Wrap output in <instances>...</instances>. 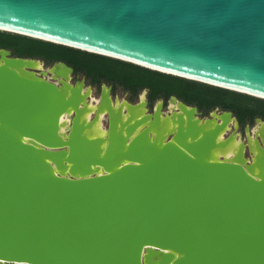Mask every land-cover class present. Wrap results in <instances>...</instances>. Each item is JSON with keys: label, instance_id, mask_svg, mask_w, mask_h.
I'll return each mask as SVG.
<instances>
[{"label": "water", "instance_id": "1", "mask_svg": "<svg viewBox=\"0 0 264 264\" xmlns=\"http://www.w3.org/2000/svg\"><path fill=\"white\" fill-rule=\"evenodd\" d=\"M0 32L264 101V0H0ZM0 60V264H264V157L254 176L246 149L212 161L224 121L200 133L183 111L159 143L110 116L102 152L76 89L18 71L71 67Z\"/></svg>", "mask_w": 264, "mask_h": 264}, {"label": "bare ground", "instance_id": "2", "mask_svg": "<svg viewBox=\"0 0 264 264\" xmlns=\"http://www.w3.org/2000/svg\"><path fill=\"white\" fill-rule=\"evenodd\" d=\"M1 63V60H0ZM30 67V71L27 68H22L18 70L20 74H25L26 72H31L32 76H40L45 80H48V70L43 68V65L39 61L29 62L23 65ZM36 71L42 72L36 74ZM51 75V74H50ZM51 79L56 85L61 87L62 93L66 96L70 95V92L73 89H76L75 92L79 93L80 101L77 108V121L82 125H87L84 130V137L90 139L91 141L99 142L101 151L103 152L107 140H104L108 134L107 127L102 126V120L104 117L116 118L117 117V130L120 131L121 126L122 134H125V130L128 127H133L137 125L133 131L130 133L128 140L132 139L142 129L146 128V135L149 139H154L160 141L161 143L165 142L166 137L174 132L177 127L178 118L183 122H186V113H190V118L195 121L196 124L200 126V133L203 131H210L215 127L221 126L224 121L223 127L219 130L216 143L217 146L211 152L210 159L212 161H228L232 162L235 160L238 152L247 151L246 144L238 139L236 132H232L227 137L225 136L230 129H237V123L234 121L233 117L226 114H216L213 112L212 117L208 119L201 120L198 117V114L195 113V110H190V108H185L178 101H170V112L167 114L162 113V105L158 103L152 114H149L145 108V102L143 99L139 101L137 106L128 107L126 103L118 102L115 104L112 99L109 97V90L103 86L102 93L99 98H92V91L90 88H85L82 83L72 84L71 81H63L61 79H56L54 75H51ZM71 80V78L68 76ZM49 81V80H48ZM60 82L63 83L67 88L65 89L60 85ZM184 111V112H183ZM74 116L73 110L68 109L64 114L60 116V133L67 135V128L71 126V121ZM154 119L156 120L153 124ZM68 120V123H66ZM108 121V120H107ZM107 125V123H106ZM253 135H249L248 143L249 151L251 157L248 159L245 158L244 152V163L247 165V170L250 174L257 175L258 168L255 165L256 162H260L264 157V124L261 120L257 121V127L253 132ZM160 143V142H159ZM244 165V166H245ZM101 171V170H100ZM99 172V170H97ZM20 264V263H15Z\"/></svg>", "mask_w": 264, "mask_h": 264}, {"label": "trees", "instance_id": "3", "mask_svg": "<svg viewBox=\"0 0 264 264\" xmlns=\"http://www.w3.org/2000/svg\"><path fill=\"white\" fill-rule=\"evenodd\" d=\"M0 49L14 57L39 59L48 64L63 62L92 82L117 84L136 93L148 89L150 99L174 96L199 108L220 107L233 111L238 120L264 118V101L199 83L148 71L130 64L49 43L0 32Z\"/></svg>", "mask_w": 264, "mask_h": 264}, {"label": "rangeland", "instance_id": "4", "mask_svg": "<svg viewBox=\"0 0 264 264\" xmlns=\"http://www.w3.org/2000/svg\"><path fill=\"white\" fill-rule=\"evenodd\" d=\"M11 56H13L12 55V53H11ZM14 57V56H13ZM39 60V59H38ZM40 61H42V60H40ZM42 62H44V64H45V67H50L51 66V64H48V63H46L45 61H42ZM42 64V63H41ZM44 68V67H43ZM45 69V68H44ZM45 70H48V69H45ZM36 74H39L38 72H35ZM48 80H50L52 77H51V75H48L47 77H46ZM71 78V83L72 84H74V83H76V82H81V81H83L84 82V86H85V88H90L91 89V91H92V98H94V99H97V98H99V96H100V88L101 87H103V84H104V86L108 89H110V96L112 97V101L115 103V104H117L118 102H120V103H126L127 104V106L128 107H131V106H137V104L139 103V101H137V99L140 97V100L141 99H143L144 100V102H145V108H146V110H147V112H148V110H149V112H150V110H151V108L153 107V102H154V99H150L149 100V98L147 97V95H146V91H143V92H140L139 94H137V95H135V93H132L131 91H129V92H126L127 90H125L122 86H120V85H117V84H112V83H107V82H103V81H100V82H98V83H95V82H92L91 81V79H89L88 77H86L84 74H82V73H76V72H74L73 74H72V76L70 77ZM108 89V90H109ZM180 100V99H179ZM180 101H182V100H180ZM146 103H147V106H146ZM158 103H161V102H158ZM157 103V104H158ZM156 104V105H157ZM186 104V103H185ZM155 105V106H156ZM161 105H162V103H161ZM188 106H196V105H194V104H187ZM169 106H170V104H169ZM168 106V108L166 107V109H164L163 110V108H162V113L163 114H167V113H169L170 112V107ZM199 108V107H198ZM215 108H217L218 109V111H227V112H230V113H232V116L234 117L233 119H234V121L237 123V128L238 129H230L228 132H227V134L225 135L226 137L229 135V134H231L232 132H236V134L238 135V139L240 140V141H244V143L245 144H247L248 143V137H249V135H253L254 133V131H255V129H256V127H257V122H256V124L255 125H253L252 126V123L249 121V120H246V121H243V123H241L239 120H238V118L236 117V115H235V113L233 112V111H228V110H223L222 108H220V107H212V108H199L198 109V112H199V114H200V119L201 120H205V119H208L209 117H208V115H209V112L211 111V110H214ZM148 112V113H149ZM153 112H151V113H149V114H152ZM214 113H216V114H220V113H218V112H214ZM212 114H213V112H212ZM207 117V118H206ZM261 118V117H260ZM262 120H264V118H261ZM66 123H68V120H66ZM106 123H107V118H104L103 119V121H102V126L104 127V128H106L107 127V125H106ZM248 126L247 128H248V130H247V136H246V140H245V132L243 133V129H244V127L245 126ZM250 127L252 128V131H251V129H250ZM248 151V150H247ZM247 151L245 152V158H249L248 157V154H247Z\"/></svg>", "mask_w": 264, "mask_h": 264}, {"label": "flooded vegetation", "instance_id": "5", "mask_svg": "<svg viewBox=\"0 0 264 264\" xmlns=\"http://www.w3.org/2000/svg\"><path fill=\"white\" fill-rule=\"evenodd\" d=\"M52 64H54V63H52ZM51 64V65H52ZM73 73H74V71H73ZM48 75H50V74H48ZM103 86H104V84H103ZM102 88L103 87H101L100 88V94H101V92H102ZM143 91H146V95H147V97L149 98V100H150V92H149V90L148 89H141V90H139V91H137L136 93H135V95H137V94H139L140 92H143ZM126 92H129V91H126ZM172 97H174V96H168V97H165L164 95H158L155 99H154V104H153V107L151 108V110H150V112H149V110H148V112L149 113H151V112H153V110H154V108H155V105L158 103V102H161L162 103V108H163V110L164 109H166V107L168 108V106H169V104H170V101H171V98ZM176 98V97H175ZM139 99V98H138ZM138 99H137V101H138ZM178 101H180L178 98H176ZM180 102H183V101H180ZM184 103V102H183ZM185 104V103H184ZM187 105V104H186ZM189 107H194V108H196V110H197V114H198V117H200V114H199V112H198V107L197 106H189ZM212 112H218V113H220V115L222 114V112H227V111H218V109L217 108H215L214 110H211L210 112H209V115H208V117H210V114L212 113ZM104 118H106V117H104ZM207 118V117H206ZM257 119H259V120H261L262 122H264V120H262L260 117H254V118H252L251 120H249L251 123H252V126L253 125H255L256 124V120ZM103 121V120H102ZM246 127H248L247 125L244 127V129H243V133L245 132V129H246ZM250 129H252L251 127H250Z\"/></svg>", "mask_w": 264, "mask_h": 264}]
</instances>
